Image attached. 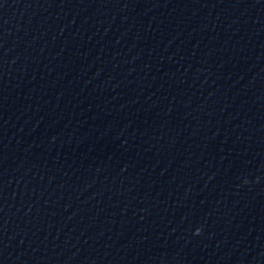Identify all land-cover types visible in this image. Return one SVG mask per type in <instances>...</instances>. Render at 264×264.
Here are the masks:
<instances>
[{
    "label": "water",
    "instance_id": "1",
    "mask_svg": "<svg viewBox=\"0 0 264 264\" xmlns=\"http://www.w3.org/2000/svg\"><path fill=\"white\" fill-rule=\"evenodd\" d=\"M0 264H264V0H0Z\"/></svg>",
    "mask_w": 264,
    "mask_h": 264
},
{
    "label": "clouds",
    "instance_id": "2",
    "mask_svg": "<svg viewBox=\"0 0 264 264\" xmlns=\"http://www.w3.org/2000/svg\"><path fill=\"white\" fill-rule=\"evenodd\" d=\"M197 231H199V230H197Z\"/></svg>",
    "mask_w": 264,
    "mask_h": 264
}]
</instances>
